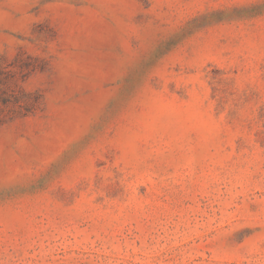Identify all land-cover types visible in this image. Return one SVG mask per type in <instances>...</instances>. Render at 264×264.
Returning <instances> with one entry per match:
<instances>
[{
  "label": "rangeland",
  "instance_id": "1",
  "mask_svg": "<svg viewBox=\"0 0 264 264\" xmlns=\"http://www.w3.org/2000/svg\"><path fill=\"white\" fill-rule=\"evenodd\" d=\"M0 264H264V0H0Z\"/></svg>",
  "mask_w": 264,
  "mask_h": 264
}]
</instances>
